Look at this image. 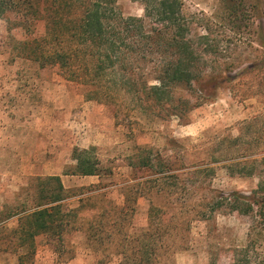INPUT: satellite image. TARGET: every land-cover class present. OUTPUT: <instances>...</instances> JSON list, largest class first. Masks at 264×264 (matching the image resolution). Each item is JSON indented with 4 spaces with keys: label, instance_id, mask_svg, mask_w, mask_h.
<instances>
[{
    "label": "rangeland",
    "instance_id": "rangeland-1",
    "mask_svg": "<svg viewBox=\"0 0 264 264\" xmlns=\"http://www.w3.org/2000/svg\"><path fill=\"white\" fill-rule=\"evenodd\" d=\"M219 1L185 0V11L212 16ZM118 9L125 17L144 15L143 6L134 0H118ZM14 19L0 18V205L13 207L27 201L31 206L37 179L60 176L69 209H76L80 198L88 195H107L106 201L119 206L125 195H143L133 220L138 232L130 231L139 234L148 223L150 196H163L166 207L155 228L161 227L165 214L169 217L165 221L173 216L191 220V233L185 239L189 248L175 253L172 263L210 264L213 259L215 264H228L231 247L246 242L248 220L223 213L210 219L208 203L218 192L252 195L264 180V68L241 75L249 63L264 60L262 50L256 52L258 46L251 45L248 35L230 40L218 55L219 63L209 67L218 71L228 64L233 89L221 88L213 101L196 108L187 120L162 121L150 114H134L125 103L87 101L83 89L67 83L58 70L17 57L16 43L26 33L14 27ZM260 23L257 18L256 24ZM44 33L41 22L36 34ZM75 148H95L112 174L64 175L75 163ZM141 158L151 159V166L140 167ZM160 163L166 166L165 174L160 173ZM259 193L264 195V190ZM17 223V218L9 221L10 226ZM154 234L159 238L157 231ZM64 244L68 252L60 257L41 240L32 264L95 263L84 233L72 232ZM119 261L114 258L111 264ZM0 264L17 261L0 256Z\"/></svg>",
    "mask_w": 264,
    "mask_h": 264
},
{
    "label": "trees",
    "instance_id": "trees-1",
    "mask_svg": "<svg viewBox=\"0 0 264 264\" xmlns=\"http://www.w3.org/2000/svg\"><path fill=\"white\" fill-rule=\"evenodd\" d=\"M134 1L143 6V16L125 17L118 0H0V18L14 16V27L26 33L16 43L17 57L58 70L67 83L83 89L87 101L125 103L134 114H150L162 121L187 120L196 108L213 101L221 88L233 89L228 64L218 71L209 67L219 63L218 55L230 40L248 35L251 45L258 46L256 52L262 50L264 55V0H220L212 16L187 13L185 0ZM257 18L262 21L259 25ZM41 22L45 33L39 35ZM256 68H264V60L249 63L241 75ZM95 151L73 149L75 163L64 175H111ZM151 162L141 158L139 166L149 167ZM160 166L165 174L166 166ZM37 180L31 206L27 201L13 207L0 205V256L14 257L17 264H32L41 240L62 257L68 252L64 239L72 232L84 233L94 264H111L117 257L119 264H173L175 253L189 248L185 240L191 233L189 217L165 221V214L161 227L155 228L166 207L163 196H150L147 226L130 234L143 195H125L120 206L106 201L107 195H88L80 198L76 209H69L60 176ZM262 190L264 180L252 195L218 192L209 200L208 218L223 213L248 220L246 242L231 247L228 264H264ZM89 211L91 215H84ZM14 218L18 223L10 226ZM177 238L182 239L180 244L171 242ZM210 264H215L213 259Z\"/></svg>",
    "mask_w": 264,
    "mask_h": 264
}]
</instances>
